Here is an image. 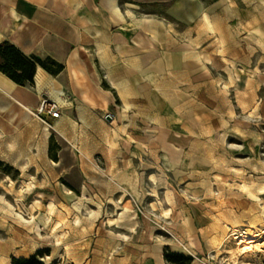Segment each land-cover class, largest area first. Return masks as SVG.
<instances>
[{
  "label": "rangeland",
  "instance_id": "374dc122",
  "mask_svg": "<svg viewBox=\"0 0 264 264\" xmlns=\"http://www.w3.org/2000/svg\"><path fill=\"white\" fill-rule=\"evenodd\" d=\"M209 1L213 58L130 63L129 111L90 97L81 119L65 90L47 139L23 108L0 117V264H264V0Z\"/></svg>",
  "mask_w": 264,
  "mask_h": 264
},
{
  "label": "crops",
  "instance_id": "0c3cea01",
  "mask_svg": "<svg viewBox=\"0 0 264 264\" xmlns=\"http://www.w3.org/2000/svg\"><path fill=\"white\" fill-rule=\"evenodd\" d=\"M220 9L209 0H0V44L64 66L57 76L37 66L33 86L0 72V117L23 108L50 125L56 119L37 109L45 95L53 100L51 88L64 100L65 90L78 94L80 118L90 97L129 107V64L149 74L166 59L173 73L199 71L213 58Z\"/></svg>",
  "mask_w": 264,
  "mask_h": 264
},
{
  "label": "trees",
  "instance_id": "16d2710c",
  "mask_svg": "<svg viewBox=\"0 0 264 264\" xmlns=\"http://www.w3.org/2000/svg\"><path fill=\"white\" fill-rule=\"evenodd\" d=\"M37 66L53 76L64 70V66L51 59L42 61L36 57H28L15 45L9 42L0 44V72L19 86H33ZM13 264H42L35 257L31 259H14Z\"/></svg>",
  "mask_w": 264,
  "mask_h": 264
},
{
  "label": "bare ground",
  "instance_id": "6f19581e",
  "mask_svg": "<svg viewBox=\"0 0 264 264\" xmlns=\"http://www.w3.org/2000/svg\"><path fill=\"white\" fill-rule=\"evenodd\" d=\"M206 19H207L208 24L210 26H212V21L209 18H206ZM205 60H207V58H205ZM50 95L52 96L53 101L55 100L56 103H61V104L64 103L65 104L64 99H62V93L57 92L55 90V88H51V94ZM127 107H128V105H127ZM81 119H84L82 114H81ZM45 129H46V131L44 132L45 138L46 139L50 138V136H51L50 126L47 125L46 123H45ZM224 222L226 224V226L224 227L226 229L224 234L227 235L228 231L231 229H233V231L235 230L234 236L236 237L235 239H236V241H238V243H239L238 245L240 247L248 248V249L254 248L258 252L262 251V248H263L262 242L259 240V236L256 232L252 231L251 229H246V230L239 229V230H237L238 229L237 224L233 223L229 219H224ZM6 264H11L10 259L7 258Z\"/></svg>",
  "mask_w": 264,
  "mask_h": 264
},
{
  "label": "built area",
  "instance_id": "2783aa9c",
  "mask_svg": "<svg viewBox=\"0 0 264 264\" xmlns=\"http://www.w3.org/2000/svg\"><path fill=\"white\" fill-rule=\"evenodd\" d=\"M37 113L38 115H48L53 119H58L61 115V109L58 103L46 97L41 101Z\"/></svg>",
  "mask_w": 264,
  "mask_h": 264
},
{
  "label": "water",
  "instance_id": "95a60500",
  "mask_svg": "<svg viewBox=\"0 0 264 264\" xmlns=\"http://www.w3.org/2000/svg\"><path fill=\"white\" fill-rule=\"evenodd\" d=\"M47 96L45 95L44 98H46Z\"/></svg>",
  "mask_w": 264,
  "mask_h": 264
}]
</instances>
